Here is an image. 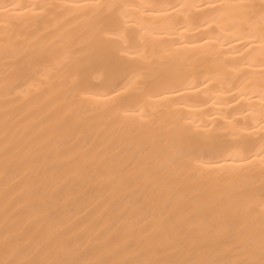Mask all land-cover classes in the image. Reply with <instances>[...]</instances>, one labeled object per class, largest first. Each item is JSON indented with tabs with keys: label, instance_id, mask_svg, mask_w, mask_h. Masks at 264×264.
I'll return each instance as SVG.
<instances>
[{
	"label": "bare ground",
	"instance_id": "bare-ground-1",
	"mask_svg": "<svg viewBox=\"0 0 264 264\" xmlns=\"http://www.w3.org/2000/svg\"><path fill=\"white\" fill-rule=\"evenodd\" d=\"M262 3L0 0V264L258 261Z\"/></svg>",
	"mask_w": 264,
	"mask_h": 264
},
{
	"label": "snow or ice",
	"instance_id": "snow-or-ice-1",
	"mask_svg": "<svg viewBox=\"0 0 264 264\" xmlns=\"http://www.w3.org/2000/svg\"><path fill=\"white\" fill-rule=\"evenodd\" d=\"M102 8L108 9L109 11L114 10L118 7L119 5L115 4H107L100 6ZM211 7H216V5H211ZM261 9L262 12H264V3L261 4ZM262 20H264V14H262L261 17ZM107 35L106 29L104 27H101L98 33L99 36V41L101 44L105 42V37ZM193 179H196L193 177ZM168 223L175 225V219L174 217L169 218ZM6 264H16L15 261H8ZM28 264H81V261L79 260H70V259H58V260H44V261H30ZM90 264H108L106 261H95V262H90ZM123 264H132V262H123ZM135 264H140V262H135ZM143 264H233V262H223V261H215V260H197V261H192V260H184V261H160V260H155V261H145ZM235 264H264V221H262L261 224V252H260V259L257 261L256 259H248L242 262H235Z\"/></svg>",
	"mask_w": 264,
	"mask_h": 264
}]
</instances>
